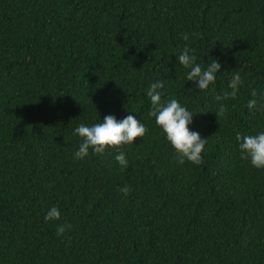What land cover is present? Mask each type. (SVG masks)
Here are the masks:
<instances>
[{
	"label": "trees",
	"instance_id": "obj_1",
	"mask_svg": "<svg viewBox=\"0 0 264 264\" xmlns=\"http://www.w3.org/2000/svg\"><path fill=\"white\" fill-rule=\"evenodd\" d=\"M185 47L220 62L208 90L186 80ZM161 80L207 139L201 165L178 164L148 114ZM262 93L264 0H0V264H264V169L236 140L264 131ZM107 115L147 129L123 171L115 149L74 159V129Z\"/></svg>",
	"mask_w": 264,
	"mask_h": 264
},
{
	"label": "clouds",
	"instance_id": "obj_2",
	"mask_svg": "<svg viewBox=\"0 0 264 264\" xmlns=\"http://www.w3.org/2000/svg\"><path fill=\"white\" fill-rule=\"evenodd\" d=\"M188 33L182 35V39L187 41ZM190 54L187 47L177 57L179 65L186 72V80L196 84V87L205 91L216 81L217 73L220 72L221 64L216 59H211L206 67L197 63V56L192 49ZM243 81L239 73H234L228 84L230 91L222 95L214 96V100L219 102L215 115L217 121L219 117L227 115V106L223 101L237 99ZM164 81L153 82L147 90V96L150 98L151 110L150 117H155L156 125L161 129L168 144L176 153V162L183 165L185 161L194 165H201L203 162L202 153L205 149L207 139H201L199 133L190 131L189 125L192 123L193 113L182 106L177 99H170L162 102L164 95ZM252 99L247 102V109L250 112L258 110L257 92L255 89L251 92ZM260 101H264V93L260 94ZM264 108V103L260 104ZM147 132L146 127L133 115H128L121 121L113 115L104 117L103 122L92 124H80L74 129L73 135L81 140L78 150L74 153V159L84 160L90 152L94 155H102L109 149H115L117 154L114 159L123 171L128 166L126 154L122 146L132 145L137 138H142ZM239 154L241 160L250 162L256 169H264V131L255 135H236ZM126 197L130 194V187L125 185L119 189ZM47 222L59 221L61 219L60 210L53 206L47 211L44 217ZM72 225L61 223L56 227L58 237H63L66 231H71Z\"/></svg>",
	"mask_w": 264,
	"mask_h": 264
}]
</instances>
